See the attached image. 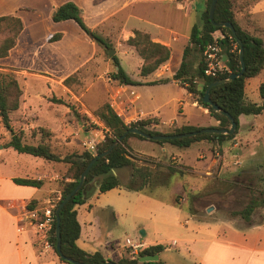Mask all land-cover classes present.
<instances>
[{
    "label": "rangeland",
    "instance_id": "374dc122",
    "mask_svg": "<svg viewBox=\"0 0 264 264\" xmlns=\"http://www.w3.org/2000/svg\"><path fill=\"white\" fill-rule=\"evenodd\" d=\"M66 1H73L78 6H91L92 2L91 0H0V15L15 14L21 18L23 23V29L16 45L8 51L6 57L0 59V72H9L16 77L22 88L23 107L24 102H33V99L39 100L45 107L44 100H47L51 108L47 109L48 112L42 111L39 114L37 118L39 121L44 118L50 121L63 115L66 136L64 140L71 141L72 139V150L64 145V154L91 148L103 138L101 129L103 123L94 115V110L105 102L110 104L115 88L118 86V83L110 78L115 68L113 55L119 58L121 66L132 78L136 80L151 78L148 75L139 74L141 64L139 55L126 39L115 35L114 28L104 31L96 28V22L102 16L94 18L90 14L91 9H85L84 12L80 10L79 15L91 31L106 40L107 47L86 34L72 19L53 21L51 19L53 11L59 4ZM112 1L113 4L116 3L114 7L121 3L124 4V9L117 15L120 20H123L129 12L139 15V6L147 11H149L147 8L158 5L169 8L172 6L171 0ZM196 2L197 0L189 1L192 13L185 19L178 20L169 12L155 15L167 26L172 27L176 32L173 35L179 38L178 43L188 36L191 25L199 22ZM246 9H240L237 4L235 8L237 22L242 27L248 25L251 32L264 37L263 33L253 28L254 26L264 28V0H255ZM247 12L249 15L246 17ZM2 37L3 34H0V39ZM108 48L113 49L111 56L108 55ZM218 58L226 61L222 48L218 53ZM160 68L167 71L166 67L163 68V64L158 69ZM175 70L176 68L173 72ZM263 80L264 67L256 76L247 78L246 100L261 102L258 86ZM175 83L177 85L167 79L160 84L131 85L130 88L135 90L131 98L134 99L137 96L133 104L135 110L139 113V106H137L139 101L140 106L145 108L162 105L161 110L159 109V112L157 110L156 113L161 117L163 124L158 122L151 128L159 132H168L175 127V124H182L185 120L179 116L182 110L179 104L181 101L187 119L205 125L206 115L191 106L184 87L178 80H175ZM200 83L201 81L198 80L199 85ZM136 92L140 94V98ZM57 99L63 100L64 103L57 102ZM43 107L41 108L44 109ZM123 115L124 120L135 118V114L124 113ZM35 118L36 116L27 114L23 110L15 111L11 114V126L18 131V124H28ZM238 122L234 137L220 143L202 140L188 147L149 140L140 141L139 146L136 142L131 143L135 149L131 151L133 156L149 158L152 167L155 163L158 164L154 169L157 173L150 182L151 184L141 190H124L122 187H115L99 194V199L92 200L95 204L94 210L99 211L101 219L106 216L104 213L106 206H102L101 212L99 207L104 203L111 205L114 219L109 228L106 244L109 251L114 253L120 249L126 258L132 259L137 258L138 255L131 256L130 249L125 248L126 238L132 242L161 243L165 249L159 253L160 260L166 264H189L187 254L183 249L184 241L181 238L190 235L194 230H202L208 234L217 230L221 233L223 229L219 228L221 224L231 223L244 226L245 221L238 215H231L230 212L242 208L250 193L246 190V194L243 195L241 188L230 184L228 180L237 178L238 172H245L244 176L251 179L250 183L253 188L264 189V108L259 114L240 115ZM71 125L73 128L70 127ZM38 128L41 126L35 127V130ZM75 129L78 130V134L73 136L71 132H75ZM7 134L9 132L4 128L0 119V144L4 145ZM156 145L166 146L167 150L160 151L159 147H155ZM4 155L10 157L9 153H4ZM134 161L137 164L141 163V160L135 159ZM0 165V174L4 173L2 170L7 172L22 170L11 168L8 164L3 165V162ZM66 166L64 163L63 170ZM168 166L181 168L184 171L183 175L181 176L178 172L170 174ZM130 172V166L119 169L117 175L120 181L126 183ZM161 174L169 178L164 184L157 182V177ZM18 176L24 177V174ZM198 193H202L203 200L198 206V213L194 215L191 209L192 197ZM209 207H211L210 210ZM260 210L262 208L255 210L252 216L253 221L259 219ZM102 224L103 222L101 227ZM172 239H176L175 245L171 243Z\"/></svg>",
    "mask_w": 264,
    "mask_h": 264
},
{
    "label": "trees",
    "instance_id": "16d2710c",
    "mask_svg": "<svg viewBox=\"0 0 264 264\" xmlns=\"http://www.w3.org/2000/svg\"><path fill=\"white\" fill-rule=\"evenodd\" d=\"M211 0H202L199 10V22L191 25L188 42L184 46L179 66L172 74V79L178 80L190 94L193 100L199 105L206 108L209 115L218 120V124L210 127H225L230 126V120L227 116L216 112L212 107L203 101L202 97L208 84L214 80L223 78L230 73L240 70V62L238 58L239 46L231 36L228 28L213 25L208 17V9ZM255 0H217L214 8L213 19L215 21H229L235 28L238 38L243 45V60L245 64L244 71L241 76L234 79L212 86L209 89V97L211 101L217 104L220 108L227 111L235 120L236 128L231 134H215L198 132L192 136H185L173 139L150 140L139 134L129 132L122 141L114 146L106 155L95 160L88 170L83 185L69 198V200L61 207L59 211L60 218V247L63 255L74 260L81 261L87 264H101L105 257L100 251L87 252L81 249L76 240L80 234V224L77 220L76 207L82 204L94 192L92 182L97 184V192L102 193L111 188L121 185V181L114 174L115 169L125 166L131 167L129 180L124 183V187L128 190H141L145 186L150 185L156 172L149 158H137L133 156L132 150L129 147L127 140L134 136L142 140H149L156 143H170L178 147H188L194 142L209 140L217 143L223 140L233 138L238 128V117L241 114H259L264 108V80L258 86V93L261 98L260 103L246 100L244 88L246 79L257 75L264 67V37L258 33L251 32L248 28L242 27L236 20L235 8L237 4L240 9H246ZM236 3V4H235ZM247 10V9H246ZM80 8L73 1H66L59 4L52 13L53 21L74 20L78 26L91 38L100 44L107 47L108 43L101 36L91 31L80 17ZM249 14H245L247 17ZM249 23V22H248ZM251 25V24H250ZM253 26V25H251ZM257 32L264 34V28L254 26ZM23 29V23L19 16L15 14L0 15V34L3 37L0 39V59L8 55V51L17 43L19 34ZM219 32L222 37L217 40L219 46L226 55L225 66L227 70L217 72L216 75H206L203 73L205 62L202 52L206 44L213 40V34ZM127 43L134 47L135 51L141 58L139 66V74L146 76L162 64L170 57V49L165 44L153 41L147 32L134 29L133 34L126 39ZM114 70L110 74V78L115 80L118 85H137V84H157L167 79H156L148 81H140L132 78L125 69L121 66L119 58L116 55L112 56ZM198 80L201 81L200 85ZM22 88L19 86L16 77L9 72H0V119L4 128L9 132L10 139L5 146H10L17 152L28 153L33 156H39L46 160L60 161L67 166L63 170L58 183L60 185V198L57 200L55 207L59 201L69 192L78 182L79 176L89 160L98 152L107 148L116 137L121 135L131 126H136L143 132L149 134L159 133H181L193 130H199L204 126L182 124L175 126L171 131L159 132L151 126L158 124V119L154 116H146L139 120H134L128 124L119 116L108 102L103 103L94 110V115L103 123V138L99 140L93 150L87 148L80 152H70L60 156L51 150V131L41 127L38 128L39 142L37 144L28 143L22 140V131H15L11 126V114L19 110L21 103ZM59 103H64L63 100L57 99ZM39 127V126H38ZM209 127V126H206ZM141 160L137 164L134 160ZM170 174L178 172L181 176L184 171L175 166H168ZM245 172H238L237 178L228 180L230 184L241 188L243 195L246 190L250 193L247 201L242 208L230 212L231 215H238L245 221V225L253 222L252 216L256 209L264 207V189H255L250 183L251 179L244 176ZM169 176V175H168ZM249 177V176H248ZM169 178L165 175L158 176L157 182L166 183ZM13 182L22 185L40 186L43 180L30 177H14ZM156 182V183H157ZM225 182H223L224 184ZM228 183V184H229ZM229 184V185H230ZM234 187V185H230ZM203 193V192H202ZM202 193L192 197L193 206L191 207L194 215L198 213V206L203 200ZM221 202V200H219ZM197 203V204H196ZM218 203V202H217ZM28 209L34 207L33 202H29L26 206ZM55 208L53 209V211ZM244 225V226H245ZM49 245L55 251V221L52 224L51 230L47 238ZM165 248L161 243L149 244L138 251V256L144 254H159ZM56 252V251H55ZM58 255V254H57ZM59 259L64 264H71L69 261ZM121 264H164L160 259L157 261L138 262L137 258H119L117 260Z\"/></svg>",
    "mask_w": 264,
    "mask_h": 264
},
{
    "label": "crops",
    "instance_id": "0c3cea01",
    "mask_svg": "<svg viewBox=\"0 0 264 264\" xmlns=\"http://www.w3.org/2000/svg\"><path fill=\"white\" fill-rule=\"evenodd\" d=\"M91 1V6H77L80 8L81 12H84L85 9H91L90 14L94 18L102 16V18L96 22V28H99V30L104 31L105 29L109 30V28H114L113 30L117 37L127 39L133 34L134 29H138L147 32L153 41L160 42L169 47L170 57L163 64V68L166 67L169 72L162 68L156 69L155 72L153 71L148 74V77H151L150 79L147 78L142 80L139 78L140 81L166 78L177 85L175 80L172 79L171 72H173L174 68L177 69L179 66L183 48L188 42V36H185L183 41L178 43L179 38L173 35V33L176 32L172 27L167 26L162 19H158V16L155 17V15H162L169 12L178 20L185 19L192 13L189 7V1L171 0V8L158 5L153 8H147L149 11L139 6V15L129 12L123 20H120L117 15L118 12L124 9V4L121 3L117 7H114L116 3L113 4L112 0ZM201 3L202 0H197L196 8H199ZM107 10L109 11L106 13L105 11ZM151 12L153 13L152 15ZM139 60L141 61L140 56ZM155 75H157V77ZM141 85L142 84H139V86ZM130 87L131 85H118L115 88L113 99L110 102L114 111L121 114L122 117L124 113L135 114L136 112L133 104H135L134 102L137 96H135L134 99L131 98V94H133L135 90ZM183 89L185 90V88ZM138 95L140 98V94ZM186 97L190 99L192 107L199 109L203 115H206L204 117L206 124L201 125L194 121H189L187 115L184 113L181 101H179L182 109L181 112H179V116L185 118L182 124L204 127L218 124L219 121L210 116L207 109L193 100L188 92H186ZM32 101L33 102H24L23 107L21 100L18 110L19 112L23 110L27 114L36 116V118L28 124H18L17 127L22 131V140L37 144L40 134L37 129L35 130V127L41 126L51 131V150L54 153L63 156L64 145L72 150V139L71 141L64 140L66 136L64 134L63 115H60L58 119L49 121L48 118H44L41 119L42 121H39L37 119L39 114L42 111L48 112L47 109L51 107L48 106L47 100H44L45 107H43V104L39 100L33 99ZM129 101H131V103ZM137 106H139L138 110L140 117L154 116L158 119L159 123L163 124L161 117L156 113L157 110L158 112L159 109L161 110L162 105L154 108H145L140 106L139 101V105ZM55 115L57 117V114ZM173 123L175 124V120ZM182 124H175V126H180ZM72 125L70 126L71 128H73ZM71 133L73 136L77 135L78 130L75 129V132L72 131ZM9 139L10 134H7L4 145L0 144V164L3 162V165L8 164L11 168H21L22 172H7L1 169L4 173L0 174V264H64L53 248L51 246H46L40 239V236L35 234L32 229L28 228L24 221L26 209H28L26 206L29 202H33V208L40 209L46 207L50 200L60 195L58 180L63 172L64 163L46 160L39 156H29L31 154L28 153L17 152L10 146H5ZM140 141L143 140H139V138L132 136L128 138L127 143L131 150H135L131 146V143L136 142L139 146V143H141ZM155 147H159L158 149H160V151L167 150L166 146L156 145ZM139 151L145 153L143 150ZM4 153H9L10 157H7ZM119 169L113 171L115 175H117ZM19 174H24V177L41 179L43 183L38 187L17 184L13 182L12 178L20 177L18 176ZM124 183L121 182V185L117 187H122L126 190L123 185ZM91 186H94L93 194L88 197L84 203L76 207V216L80 224V234L76 240V244L87 252L100 251L105 259L108 260L117 261L119 258H125L123 251L119 249V251L112 253L106 245L108 243L109 228L113 224L114 214L110 207L111 205L104 203L99 208H101V212L103 209L102 206H106L104 208L106 209L104 212L106 216L104 219L100 218L98 214L99 211L97 212L94 210L95 204L92 203V200L94 198L99 199V194L101 193L97 192V184L95 182H92ZM102 222L103 224L101 227ZM221 227L223 228L221 233L217 230H214L212 234L205 233L202 230H194L190 235L181 238L182 241H184L183 249L187 254V261L189 264H264V207L260 210L259 219L253 221L251 224L236 226L230 223L229 225L221 224L219 228L221 229ZM102 233H104V235ZM171 241H174L175 245L176 239H172ZM144 244V246L149 245L145 242ZM126 247L127 246H125V248Z\"/></svg>",
    "mask_w": 264,
    "mask_h": 264
},
{
    "label": "water",
    "instance_id": "95a60500",
    "mask_svg": "<svg viewBox=\"0 0 264 264\" xmlns=\"http://www.w3.org/2000/svg\"><path fill=\"white\" fill-rule=\"evenodd\" d=\"M216 1L217 0H211L210 1V5H209V9H208L209 20L215 26H222V27L229 29L231 36L233 37V39L235 40V42L239 46L238 58H239V62H240V70L238 72L230 73L223 78H220V79H217V80L210 82L205 89V92L203 94L202 99L204 102L208 103L214 111L219 112V113L227 116L230 120V126L228 128L210 127L209 126V127H202L199 130H193V131H187V132H181V133H173V134H168V133L149 134V133L143 132L141 129H139L136 126H131L127 130H125L121 135L116 137L114 139V141L107 148L96 153L89 160V162L87 163V165L85 166V168L81 172V174L79 176V180L76 183V185L69 192H67L65 194V196L59 201V203L57 204V206L55 207V210H54L55 236H56L55 251L61 258L69 261L71 264H87V263H83L81 261L74 260V259L67 257V256L62 254L61 247H60V238L61 237H60V226H59V224H60L59 211H60L61 207L69 200V198L83 185L86 174H87L88 170L90 169L91 165L95 162V160L101 156L106 155L114 146H116L117 144H119L122 141V139L126 136L127 133L132 132L135 134H139V135L143 136L144 138L155 141V140L173 139V138H180V137H185V136H192V135L197 134L198 132L215 133V134H231L234 132V130L236 128V122H235L234 118L227 111L223 110L217 104H215L211 101V99L209 97V89L214 85L230 81V80L234 79L235 77H239L242 75L244 68H245V64H244V60H243V45H242V41L238 38L236 31H235V28L231 22L225 21V20L215 21L213 19V13H214ZM112 52H113V49L108 48V55L109 56H111ZM208 209L210 210L211 207H209ZM137 259H138V262L157 261L159 259V255L157 253H155V254H144V255L138 256ZM101 264H121V263H118L117 261H113V260H105Z\"/></svg>",
    "mask_w": 264,
    "mask_h": 264
},
{
    "label": "built area",
    "instance_id": "2783aa9c",
    "mask_svg": "<svg viewBox=\"0 0 264 264\" xmlns=\"http://www.w3.org/2000/svg\"><path fill=\"white\" fill-rule=\"evenodd\" d=\"M188 2L190 0H181ZM217 33V32H216ZM213 34V40L206 44V46L203 49L202 55L205 62V67L203 69V73L206 75H216L217 72L227 70L225 66V62L220 60L218 58V53L221 50L217 40L222 37V34ZM111 106V104H110ZM112 107V106H111ZM114 110V109H113ZM117 113V112H116ZM135 112V118H131V120H124L125 123H129L131 121H134L136 119H142V117L139 116V113ZM119 116L122 117L121 114L117 113ZM123 118V117H122ZM95 144L92 145L91 148H87L89 150L94 149ZM60 198V195L48 202V205L46 207L37 209V208H31L26 209L25 213V223L28 226V228L32 229L35 234L40 236V239L44 242L46 246H50L47 238L49 235V231L51 230L52 224L55 221L54 217V211L57 200ZM171 243L174 245V241H171ZM125 244L130 249L129 253L131 256L138 255V251L144 247L143 241H137L132 242L129 238L125 239Z\"/></svg>",
    "mask_w": 264,
    "mask_h": 264
}]
</instances>
